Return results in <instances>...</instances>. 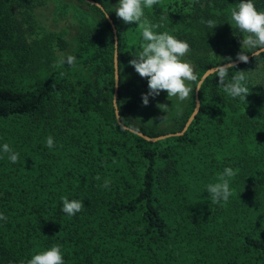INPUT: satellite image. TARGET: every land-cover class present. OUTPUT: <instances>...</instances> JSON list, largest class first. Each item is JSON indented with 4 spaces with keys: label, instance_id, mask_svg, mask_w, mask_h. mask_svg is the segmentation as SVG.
<instances>
[{
    "label": "trees",
    "instance_id": "1",
    "mask_svg": "<svg viewBox=\"0 0 264 264\" xmlns=\"http://www.w3.org/2000/svg\"><path fill=\"white\" fill-rule=\"evenodd\" d=\"M49 1L74 2L0 0V213L8 218L0 220V264H26L56 244L64 264H264V86L247 77L245 102L228 96L211 74L187 131L147 140L117 120L115 33L96 3L117 29L124 125L150 137L181 131L195 109V91L173 116L177 129L138 124L142 119L132 114L148 111L147 79L129 63L144 43L139 25L116 16L119 0H75L90 10L75 7L74 35L50 33L33 45L15 10ZM239 2L159 0L144 12L162 24L157 32L204 49L190 60L202 76L241 51L242 34L231 26ZM254 3L264 11V0ZM208 19L220 24L211 30L201 22ZM58 52L74 55L75 67L54 68ZM260 60L264 53L231 69L227 79ZM5 143L19 153L17 163L2 152ZM226 167L237 171L232 195L213 203L207 185ZM62 197L82 200L83 210L67 215Z\"/></svg>",
    "mask_w": 264,
    "mask_h": 264
},
{
    "label": "clouds",
    "instance_id": "2",
    "mask_svg": "<svg viewBox=\"0 0 264 264\" xmlns=\"http://www.w3.org/2000/svg\"><path fill=\"white\" fill-rule=\"evenodd\" d=\"M159 0H119L114 11L116 16L125 24L135 22L141 29L142 40L141 51L129 63L141 78H146L148 91L142 94L144 106L149 104V97H157L161 91L167 92V98L175 97L180 103L188 100L194 93L204 87V77L198 76L193 63L184 59L191 51L187 41L178 39L169 32H157L162 24H153L145 17V8H152L158 4ZM100 7V5H97ZM103 16L108 18L109 12L104 10ZM164 17H162V20ZM231 26H234L242 34L240 41L241 51L237 54L235 61L232 57L224 58L228 62L221 63L209 72L219 78V84L223 91L232 98H239L246 102V97L250 91L247 86L246 71H236L229 81V71L236 68L237 62H249L247 53L257 57L264 53V11L258 10L254 0H240L239 4L231 10ZM209 29H214L220 23L213 19L202 20ZM247 50V51H245ZM67 63L71 67L76 65L74 55L61 53L53 67H62ZM64 75V73H61ZM118 100L113 96V104L117 105ZM163 112L168 111L167 104H158ZM119 109V107H118ZM162 119H166L163 116ZM48 148L54 147V139L49 136L46 140ZM2 152L7 154L12 163H17L19 153L13 151L9 144L2 146ZM237 175V171L231 167H226L223 173L219 174L218 182L207 185V191L213 203L229 201L232 195L230 189V179ZM100 179L99 176L96 177ZM111 185L109 179H105L102 187L107 189ZM62 211L69 216H74L84 208V203L80 199L69 200L62 197ZM7 217L0 213V220L7 222ZM9 264H12L10 261ZM26 264H64L61 245L56 244L47 250L36 253L27 260Z\"/></svg>",
    "mask_w": 264,
    "mask_h": 264
},
{
    "label": "rangeland",
    "instance_id": "3",
    "mask_svg": "<svg viewBox=\"0 0 264 264\" xmlns=\"http://www.w3.org/2000/svg\"><path fill=\"white\" fill-rule=\"evenodd\" d=\"M75 7L82 8L83 10H90L83 4L75 2V0L72 4L67 6H64L61 2L49 1L46 5L40 7H25L24 10L19 8L15 10V17L18 21L19 27L21 26L22 31L25 30V36L30 42L33 41L32 44L34 45L35 40L41 39L43 36L50 33L65 34L67 37L70 34L74 35L76 31L75 26L77 25V20L73 15ZM83 10L79 12V18L83 17L82 19L86 21V17L84 16L86 13ZM92 15L94 16L91 18L89 17L90 22H93V25L98 24V14L92 13ZM223 49H226L225 45ZM203 52H205L203 48L191 49L190 53L184 59L192 60L197 56L204 55ZM61 53L64 52H58V55ZM224 57H226V55ZM244 71H246V75L250 80L257 85L264 86V60L251 63ZM189 100L190 98L183 103H180L175 97L169 100L167 98V92L161 91L159 96L155 98L149 97V104L146 106L148 111H144L142 114L141 112L136 111V113H133L132 115L133 117H136V115L140 116L142 119V121H138V124L140 125L145 122L151 124V126H156L158 130L167 131L175 128L177 129L173 116L182 112L186 108ZM158 104H167L169 106L167 113L157 107ZM163 116H166V119H162Z\"/></svg>",
    "mask_w": 264,
    "mask_h": 264
},
{
    "label": "water",
    "instance_id": "4",
    "mask_svg": "<svg viewBox=\"0 0 264 264\" xmlns=\"http://www.w3.org/2000/svg\"><path fill=\"white\" fill-rule=\"evenodd\" d=\"M96 4L100 5V7H102L104 9V7L100 3H96ZM108 20L112 24V27H113V30H114V33H115V39H116V49H115V92H114V97L116 99H118V95H119V80H120V77H119V63H118V35H117V29H116V26H115V23H114L113 19L110 16H108ZM248 56H249V59L253 57L252 54H249ZM233 61H235V60H233ZM241 63H244V62H237V65H239ZM210 69H212V68H210ZM210 69H208L202 75L204 77V81L207 79L208 76L211 75V73L209 72ZM199 92L200 91H198V92L195 91V93H196V106H195V109H194L193 113L191 114V116L187 120L183 130L178 131V132L168 133V134L160 135V136H156V137H150V136L144 134L142 131L136 130L134 128L127 127L126 125H124L122 123L120 110L118 109V105H114L115 106L116 117H117V120H118L119 124H121L124 128L129 129L130 131H132V132H134V133H136V134H138V135L142 136L143 138H145L147 140H150V141H158V140H162V139H165L167 137L174 136V135H182V134H184L187 131L188 127L190 126L192 121L195 119L197 113L200 110L201 101H200V98H199Z\"/></svg>",
    "mask_w": 264,
    "mask_h": 264
}]
</instances>
